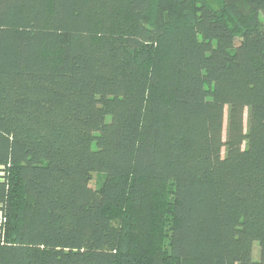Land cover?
Returning <instances> with one entry per match:
<instances>
[{
  "label": "trees",
  "instance_id": "16d2710c",
  "mask_svg": "<svg viewBox=\"0 0 264 264\" xmlns=\"http://www.w3.org/2000/svg\"><path fill=\"white\" fill-rule=\"evenodd\" d=\"M219 1L0 0V264H264V0Z\"/></svg>",
  "mask_w": 264,
  "mask_h": 264
},
{
  "label": "rangeland",
  "instance_id": "374dc122",
  "mask_svg": "<svg viewBox=\"0 0 264 264\" xmlns=\"http://www.w3.org/2000/svg\"><path fill=\"white\" fill-rule=\"evenodd\" d=\"M211 4L214 7H219L220 5V1L219 0H210ZM260 18L262 20V22L264 23V17L263 14H260ZM240 39L237 38L236 42L239 43ZM227 115V114H226ZM226 124H227V117L225 119V125H224V136H225V132H226ZM3 172L0 171V175H2ZM103 179V175L100 174H94L93 180L91 181V186L96 188L99 186L100 182ZM15 225L16 222L14 219H10L7 215H3L2 217H0V237L6 238L8 240L13 239L14 234H15ZM255 251H254V257L258 258L259 257V244L255 243Z\"/></svg>",
  "mask_w": 264,
  "mask_h": 264
}]
</instances>
